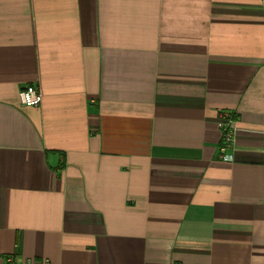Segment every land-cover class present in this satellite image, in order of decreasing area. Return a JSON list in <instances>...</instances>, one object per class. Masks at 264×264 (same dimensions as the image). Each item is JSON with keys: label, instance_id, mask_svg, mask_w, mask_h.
I'll return each instance as SVG.
<instances>
[{"label": "crops", "instance_id": "crops-1", "mask_svg": "<svg viewBox=\"0 0 264 264\" xmlns=\"http://www.w3.org/2000/svg\"><path fill=\"white\" fill-rule=\"evenodd\" d=\"M0 264H264V0H0Z\"/></svg>", "mask_w": 264, "mask_h": 264}, {"label": "built area", "instance_id": "built-area-1", "mask_svg": "<svg viewBox=\"0 0 264 264\" xmlns=\"http://www.w3.org/2000/svg\"><path fill=\"white\" fill-rule=\"evenodd\" d=\"M42 93L34 85H26L19 92V102L22 107H38L42 102ZM236 118L234 115L223 112L219 115L218 127L221 130V141L218 150V159L231 161V156L226 151L231 148L234 140V127Z\"/></svg>", "mask_w": 264, "mask_h": 264}]
</instances>
